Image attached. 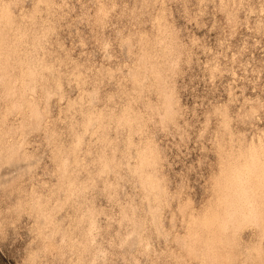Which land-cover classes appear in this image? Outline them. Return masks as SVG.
Listing matches in <instances>:
<instances>
[{"label": "rangeland", "instance_id": "1", "mask_svg": "<svg viewBox=\"0 0 264 264\" xmlns=\"http://www.w3.org/2000/svg\"><path fill=\"white\" fill-rule=\"evenodd\" d=\"M0 264H264V0H0Z\"/></svg>", "mask_w": 264, "mask_h": 264}, {"label": "bare ground", "instance_id": "2", "mask_svg": "<svg viewBox=\"0 0 264 264\" xmlns=\"http://www.w3.org/2000/svg\"><path fill=\"white\" fill-rule=\"evenodd\" d=\"M252 160H253V159H252ZM255 162H256V161H255ZM255 162H253V163H255ZM248 163H250V162H248ZM235 164H236V163H235ZM246 164H247V163H246ZM248 165H249V164H248ZM248 165H247V166H248ZM250 165L252 166V164H250ZM244 166H245V165H244ZM241 167H242V166H241ZM241 167H239V168H241ZM254 167H255V166H254ZM239 168H238V169H239ZM243 168H244V167H243ZM236 169H237V168H235L234 170L236 171ZM238 169H237V171H239ZM244 169H246V168H244ZM249 169H251V168H249ZM252 169H253V167H252ZM232 170H233V169H232ZM234 170H233V172H235ZM240 170H241V169H240ZM242 170H243V169H242ZM242 170H241V171H242ZM257 170H258V169H257ZM257 170L255 169V172L258 173ZM230 171H231V170H230ZM245 171H247V170H245ZM248 171H249V170H248ZM233 172H232V173H233ZM249 172H250V171H249ZM251 172H252V171H251ZM261 172H262V171H261ZM261 172H260V173H261ZM229 173H230V172H229ZM244 173H245V172H244ZM233 174H235V173H233ZM237 174H238V173H237ZM242 174H243V173H242ZM245 174H246V173H245ZM247 174H249V173H247ZM247 174H246V175H247ZM253 174H254V173H253ZM262 174H263V173H262ZM227 175H228V174H227ZM251 175H252V174H251Z\"/></svg>", "mask_w": 264, "mask_h": 264}]
</instances>
